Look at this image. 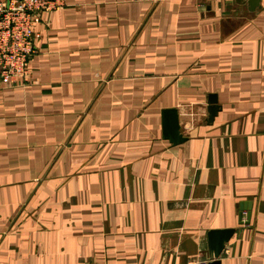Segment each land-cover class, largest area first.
I'll return each instance as SVG.
<instances>
[{
  "label": "crops",
  "instance_id": "obj_1",
  "mask_svg": "<svg viewBox=\"0 0 264 264\" xmlns=\"http://www.w3.org/2000/svg\"><path fill=\"white\" fill-rule=\"evenodd\" d=\"M36 35L0 82V264H190L224 228L220 264H264V0H64Z\"/></svg>",
  "mask_w": 264,
  "mask_h": 264
},
{
  "label": "built area",
  "instance_id": "obj_2",
  "mask_svg": "<svg viewBox=\"0 0 264 264\" xmlns=\"http://www.w3.org/2000/svg\"><path fill=\"white\" fill-rule=\"evenodd\" d=\"M64 0H0V82L27 76L35 54L36 28L43 15L63 7ZM208 260L190 264H208Z\"/></svg>",
  "mask_w": 264,
  "mask_h": 264
},
{
  "label": "water",
  "instance_id": "obj_3",
  "mask_svg": "<svg viewBox=\"0 0 264 264\" xmlns=\"http://www.w3.org/2000/svg\"><path fill=\"white\" fill-rule=\"evenodd\" d=\"M237 2H247L249 9L256 10L260 6V0H237ZM220 110L215 94H210L208 98L207 122L214 121ZM163 138L170 141L172 145L184 143L187 138L183 136L178 108H166L162 110ZM235 228L212 229L208 232V264H220V256L227 243L234 235Z\"/></svg>",
  "mask_w": 264,
  "mask_h": 264
}]
</instances>
